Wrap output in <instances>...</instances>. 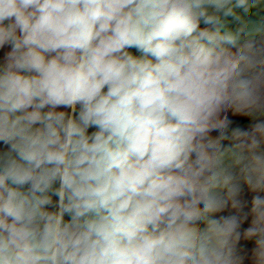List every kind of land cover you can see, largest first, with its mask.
<instances>
[{
  "label": "clouds",
  "instance_id": "clouds-1",
  "mask_svg": "<svg viewBox=\"0 0 264 264\" xmlns=\"http://www.w3.org/2000/svg\"><path fill=\"white\" fill-rule=\"evenodd\" d=\"M0 264H264V0H0Z\"/></svg>",
  "mask_w": 264,
  "mask_h": 264
}]
</instances>
